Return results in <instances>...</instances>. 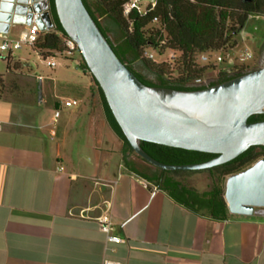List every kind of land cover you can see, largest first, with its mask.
<instances>
[{"label":"crops","instance_id":"crops-1","mask_svg":"<svg viewBox=\"0 0 264 264\" xmlns=\"http://www.w3.org/2000/svg\"><path fill=\"white\" fill-rule=\"evenodd\" d=\"M12 10L0 0V45L26 26ZM6 56L0 50V264H264V209L215 222L181 207L126 171L106 120L79 104L54 122L60 97ZM35 90L39 106L52 101L48 112L33 110ZM107 211L119 243L100 228Z\"/></svg>","mask_w":264,"mask_h":264},{"label":"water","instance_id":"water-1","mask_svg":"<svg viewBox=\"0 0 264 264\" xmlns=\"http://www.w3.org/2000/svg\"><path fill=\"white\" fill-rule=\"evenodd\" d=\"M10 1L15 24L30 25L37 13L43 32L56 26L50 0ZM54 6L63 30L76 43L140 158L161 170L203 171L226 164L251 147H264V121L248 122L264 114V66L200 90L150 87L116 55L83 0H54ZM142 142L216 157L197 164H164L147 154ZM224 188L230 214L253 216L256 209H264V158L228 176Z\"/></svg>","mask_w":264,"mask_h":264},{"label":"trees","instance_id":"trees-1","mask_svg":"<svg viewBox=\"0 0 264 264\" xmlns=\"http://www.w3.org/2000/svg\"><path fill=\"white\" fill-rule=\"evenodd\" d=\"M127 1L83 0L116 55L143 84L174 90L203 89L205 86L200 84L205 75L214 72L217 66L201 65L198 57L223 49L232 50L236 46V36L249 17L264 15V0H154L143 13L134 9L125 17L123 6ZM50 4L58 34L45 33L39 39L35 48L44 57L56 51L62 52V39L68 37L58 20L54 0H50ZM146 48L156 49L160 55L171 51L177 56L172 64L156 63L144 58ZM7 64L10 68V63ZM79 68L89 72L82 56ZM231 78L223 75L209 85ZM93 82L97 91L94 88L91 90L99 96L105 120L122 144L120 155L126 171L142 179L147 186L165 192L176 204L198 216L215 222L227 220L225 179L264 158V147H251L236 159L208 170H161L136 155L94 78ZM260 121H264V114L248 120L249 123ZM141 146L155 160L170 165L203 163L216 157L214 154L148 142H142ZM201 173H208L211 179L206 191H199L188 182L190 177Z\"/></svg>","mask_w":264,"mask_h":264},{"label":"rangeland","instance_id":"rangeland-1","mask_svg":"<svg viewBox=\"0 0 264 264\" xmlns=\"http://www.w3.org/2000/svg\"><path fill=\"white\" fill-rule=\"evenodd\" d=\"M144 1L147 2L148 0ZM262 16L264 17V15ZM235 41L236 46L226 54H222L223 57H225V64L218 68L225 65L232 67L235 64H242L239 62V58L242 55L249 53L252 56V59L244 63L248 68L246 70L244 69V73L254 70L253 68L257 66L260 61L264 60V19H256L254 16L249 17L242 31L236 36ZM153 54L156 63L168 62L172 64L173 60L171 59L176 58L177 56L171 51H166L163 55H160L158 51H154ZM14 60H20L22 64L28 65L37 75L45 79L44 86L48 85L46 92L48 91L49 96L55 93V95L60 97L61 101L65 100L67 97L78 100L80 102V107L91 110L93 114L95 113L97 118L99 116L103 124L106 125L99 96L97 92L95 93L91 90V88H94L97 91L92 75L90 72L87 71V73H85V71L79 68V62L81 60L80 52L72 58H58V67L55 69L46 67V65L42 63L40 57L28 48L16 51ZM18 66L20 65L18 64L16 68ZM142 73L147 74L144 71H142ZM220 77L221 76L217 75L215 72H209L205 75L200 85H209L211 82L218 81ZM38 98V91L35 90L34 103L31 105L35 112H48L49 109H52L53 104L51 103V100H48L49 97H47V100L49 101L50 106H39ZM44 99L46 101V98ZM79 106L74 108H80ZM60 109L62 112V110L68 108L61 105ZM111 134L112 139L116 138V141L119 140L114 133ZM188 182L199 191H206L211 185V179L208 173L194 175L189 178Z\"/></svg>","mask_w":264,"mask_h":264},{"label":"built area","instance_id":"built-area-1","mask_svg":"<svg viewBox=\"0 0 264 264\" xmlns=\"http://www.w3.org/2000/svg\"><path fill=\"white\" fill-rule=\"evenodd\" d=\"M154 0H148L145 2L144 0H129L123 6L124 16L128 17L131 12L135 9L139 13H143L145 9L150 5L153 4ZM40 15L34 13L32 22L30 25H26L25 28L20 32L18 39H11L8 36H4L2 43L0 45V50L7 53L5 60L9 62L14 56L16 51H20L23 48L27 47L32 49L41 59L42 63L46 65V67L50 69H55L58 67L57 59L62 57L65 59L74 57L78 52L77 45L74 41H72L69 37H65L62 39L64 50L62 52L56 51L51 56H41L38 50L35 48L36 44L38 43L41 36L45 33H54L58 34L56 30V26L54 25L52 28L48 29L47 31L43 32L39 25L37 24V20L39 19ZM256 19H261L264 17L262 15L254 16ZM156 49L146 48L144 50V58L155 61L153 52ZM229 50L225 51L224 49L219 52H214L211 54H202L198 57V63L201 65H209L212 64L213 66H217V69L214 72L219 76H232L233 74H239L244 72V69H248L247 65L244 63L248 60L252 59V56L249 53L242 55L239 58V62L242 64L233 65L232 67L223 66L218 68L219 66L225 64V57H223V53H227ZM175 58L171 59L174 60ZM243 74V73H242ZM61 105H64L66 108H74L77 107L80 102L75 99H68L62 100ZM39 104L42 105V99L39 100ZM61 111L59 109H55L54 112V122H57L58 118L60 117ZM100 228L103 232L107 234L108 241L113 243L121 242V239L115 237L111 234L112 231V222L109 212H105L99 219ZM103 264H123L122 262L114 261V260H105Z\"/></svg>","mask_w":264,"mask_h":264},{"label":"flooded vegetation","instance_id":"flooded-vegetation-1","mask_svg":"<svg viewBox=\"0 0 264 264\" xmlns=\"http://www.w3.org/2000/svg\"><path fill=\"white\" fill-rule=\"evenodd\" d=\"M250 1H252V0H250ZM264 66V60H262V61H260L259 63H258V65L257 66H255L253 69L255 70V69H258V68H260V67H263ZM242 73H244V72H242ZM241 73V74H242ZM237 74H233L232 75V77H235ZM205 86V85H204Z\"/></svg>","mask_w":264,"mask_h":264}]
</instances>
